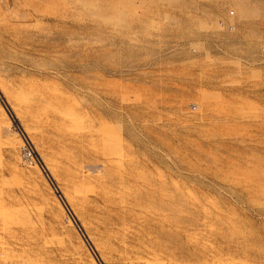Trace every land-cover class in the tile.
Here are the masks:
<instances>
[{"label": "rangeland", "instance_id": "rangeland-1", "mask_svg": "<svg viewBox=\"0 0 264 264\" xmlns=\"http://www.w3.org/2000/svg\"><path fill=\"white\" fill-rule=\"evenodd\" d=\"M0 264H264V0H0Z\"/></svg>", "mask_w": 264, "mask_h": 264}, {"label": "built area", "instance_id": "built-area-1", "mask_svg": "<svg viewBox=\"0 0 264 264\" xmlns=\"http://www.w3.org/2000/svg\"><path fill=\"white\" fill-rule=\"evenodd\" d=\"M22 152H23L22 154H23L24 159L26 161H29L30 160V162L32 163L34 156H33L32 151L30 150L29 145L25 144L23 146Z\"/></svg>", "mask_w": 264, "mask_h": 264}]
</instances>
